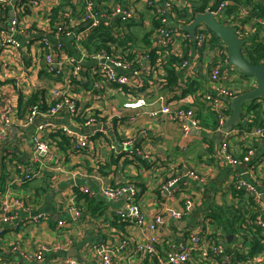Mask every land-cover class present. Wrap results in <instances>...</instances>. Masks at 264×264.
Instances as JSON below:
<instances>
[{"label":"crops","instance_id":"1","mask_svg":"<svg viewBox=\"0 0 264 264\" xmlns=\"http://www.w3.org/2000/svg\"><path fill=\"white\" fill-rule=\"evenodd\" d=\"M239 1L247 3L246 0ZM182 2L183 0H176L175 5L180 6ZM36 12H30L24 19L29 28L36 29L45 24ZM11 15L10 7L4 8L0 5V30L9 28ZM140 15L143 24L137 21L138 25L135 27H143L146 30L152 28L149 19L151 10H141ZM260 32L261 29H258L255 34L259 35ZM20 41V48L4 51L0 36V63L4 60L7 64V69L0 71V126L8 134L7 139L0 143V176L3 173L6 182L9 181L10 177L16 174L14 164H18L25 170L34 171L35 179L41 178L45 172H53L54 178L51 189L47 191H37L34 181L27 186L14 185L10 188V198L12 195L22 198L27 208L16 207L13 210L15 213L13 220L8 224L9 231L6 230L8 232L4 237H0V257L8 251L9 245L17 240L29 251L35 252L43 246L46 247L41 261L21 260V264H63L68 258L76 260L79 264H99V257L95 256V251L90 247L93 244L101 243L113 248L119 244L120 235L130 236L135 242H147L154 233L148 231L146 223L134 224L121 220L117 211L126 210L125 201L120 199L114 202L103 194V190L112 183L117 185L127 181L133 182L139 190L137 203L145 220L154 218L157 214L164 216V226L160 231L162 242L157 245L152 257L126 249L129 255L117 258L114 264H164L160 262V258L165 255L167 242L171 240L180 243L188 233L200 228L209 230L219 238L224 253L234 249L238 243L249 245L241 236L240 228L239 233L231 230V207L237 208L239 204L242 206L246 202V199L242 200L245 198L241 196L242 192L235 188L239 179L256 183L264 195V136L250 134L246 137L240 132L230 135L229 154L233 157L242 160L247 154L242 149V140L254 150L253 163L230 164L220 152L225 136L223 134L221 137L220 131L214 129L216 112L203 99V92L209 90V62L219 59L227 60L229 64L227 47L222 53L223 47L213 46L214 51L218 53L212 56V52L202 51L194 44L185 46L184 50L177 53L178 56H184V61L187 62L186 67H180L179 85L171 92L168 89L162 92L159 86L153 87L156 94H152V98L142 109L125 107V94L110 88L106 99L98 103L101 110L96 109L99 122L103 125L89 134L91 138L87 149L74 151L71 148L73 145L65 138L68 141L64 139L58 142L53 151L54 156L36 151L32 142L35 128L26 119L28 112L19 111V100L29 98L37 88H41L44 93L40 98L50 97L60 81H42L40 60L38 66L35 64L37 44L32 40L28 43L27 37L23 36H20ZM61 55L67 59L77 57L78 54L70 44H66ZM135 66L143 73L149 72L154 78L164 74V71H148L150 63L143 59ZM226 73L231 77V84L242 91L249 90L256 84L253 77L246 76L231 65ZM189 77V83L201 80L202 89L187 92L184 80ZM80 79L85 80L84 70ZM17 80L19 86L15 88ZM159 95L164 96V102L170 104L173 109L193 107L201 129L192 128L188 134H184L182 127L169 121L166 116L152 118V108L160 106L157 100ZM75 96L82 104L89 103V99L81 91L76 92ZM254 105V110L249 112V117L254 122L252 128H256V125L264 128V100L257 99ZM245 112L247 111L243 107V113ZM109 118H114L113 124ZM57 119L70 124L67 117ZM47 122L44 118L36 121ZM51 128L49 125L46 130L50 132ZM140 130H146L148 136L139 135ZM124 139H133L134 150L140 151L142 155L125 157L111 150V144ZM67 150L73 152L68 153ZM191 171L197 172L200 178L190 177ZM168 182L172 184L169 185ZM74 185L79 188L89 187L93 197L90 207L83 202L77 205L82 212L76 218L67 210V205L73 201ZM262 195L261 203L264 205ZM187 202L191 208L182 218L174 219L169 216V211H180ZM39 213H46L48 218L36 224L28 223L29 217ZM60 218L66 221V228L62 232L57 227V220ZM0 227L7 226L0 223ZM81 234H84V239L80 238ZM256 255L261 256L262 253ZM251 256V259L255 258L254 255ZM245 262L260 264L250 259ZM193 264L216 262H201L196 256Z\"/></svg>","mask_w":264,"mask_h":264},{"label":"built area","instance_id":"2","mask_svg":"<svg viewBox=\"0 0 264 264\" xmlns=\"http://www.w3.org/2000/svg\"><path fill=\"white\" fill-rule=\"evenodd\" d=\"M157 0H126L123 3L112 2V0H0V5L4 8L10 7L12 15L9 20V28L7 30H0L2 39V48L8 51L9 48H20V36L27 37V42L31 40L37 44V52L35 56V64L38 66L40 60V69L53 74L54 78L59 82V85L53 90L50 97L44 100L49 104L47 109L40 108L41 101L33 105L26 115V119L30 125H34V133L32 142L35 145L38 153L46 155H54V150L58 146V142H62L65 138L72 144L71 148L74 151H83L89 146L91 135L96 130L87 134H82L76 130H72L68 125L48 121L47 123H36L39 118L46 120L67 117L69 122L74 127L79 129H87L92 126L102 127L99 122V114L96 109L98 103L106 99V95L110 88L115 92L125 94L127 100L124 106L127 108L142 109L146 106L148 101L152 98V94H156L152 87H147L142 90L144 79L142 71L138 69L135 64L122 59L120 56L106 50H92L91 53L85 48V41L89 34L93 32L101 23L109 25L118 20H122L125 24L133 18L136 21H141V10H151L152 15L150 21L154 20L156 16L161 19L163 23L167 24L165 29H161L154 37L153 44L159 48H167L173 53H179L184 50L186 44L185 38H190L191 43L200 50L212 52V56L216 55L218 51H214L211 44L212 33L207 30V26L201 23L192 37L187 31L183 29L184 26L191 24H176L172 17L177 16V11L173 9L176 0H165L161 7L155 6ZM237 1V0H236ZM234 0H221L215 4L213 9L208 10L218 21L219 19L229 16L228 8L236 7V13L225 22H220L226 26L234 27L236 34L240 38H246L248 45L254 42H264V15H260L259 3L264 6V0H255V3L236 2ZM57 20L53 22V16H56V11L60 8ZM141 8V9H140ZM140 10V11H139ZM158 10V11H157ZM39 13L44 21V25H39V28L32 29L25 25L24 19L30 12ZM172 18V19H171ZM131 19V20H130ZM184 32L178 33L176 37H171V31L167 30L169 27H180ZM261 29L259 35L255 32ZM113 31H117L113 28ZM187 32V33H185ZM66 44H70L77 52V57H68L65 59L61 53L65 51ZM161 52V51H159ZM162 59V56H160ZM151 61L148 54L138 60ZM160 59V61H161ZM0 71L7 69V64L1 60ZM150 63V62H149ZM85 64L90 70L91 77H82V71ZM209 90L203 92V99L207 105L216 112L217 120L219 121V128L217 131L223 130L226 123L227 116L225 111L228 102L242 93V90L234 87L231 84V77L226 73L230 67L227 60L219 59L211 60L209 62ZM187 62H183L182 67H186ZM119 70V71H118ZM78 79V82L75 81ZM187 79V78H186ZM184 80V87L188 88L191 80L189 77ZM86 81V82H85ZM19 80L15 83V88ZM183 86V83H182ZM81 91L86 98L89 99L88 104H82L77 100L75 94ZM154 92V93H153ZM42 94H44L42 92ZM157 100L160 102L158 108H152L150 116L158 118L162 115L166 116L169 121L175 122L182 127L184 134H188L192 128L199 130L201 124L196 116L193 107H183L173 109L170 104L164 102V96L159 95ZM154 104V103H153ZM84 115L83 118L78 117ZM107 117V115L104 114ZM77 117L80 122L77 121ZM112 119V118H109ZM114 118L111 120L113 124ZM51 125V131L46 130L47 126ZM146 130H140L139 135H147ZM239 132L238 129L224 131L225 139L221 144L220 152H222L230 164H238L244 162L251 164L254 150H249L242 160L233 157L229 154L228 138L233 133ZM246 137L250 134L264 136V128L256 127L251 130L242 132ZM52 136V137H51ZM8 137L6 130L0 126V143L4 142ZM65 137V138H64ZM55 141H54V140ZM135 142L133 139H124L120 142L115 141L110 148L118 155L125 157H134L140 154V151L134 150ZM68 153L73 151L67 150ZM117 155V157H118ZM55 156V155H54ZM145 156H148L145 154ZM253 165V164H252ZM16 174L10 177L7 181L6 189L0 193V223L4 224L5 228L0 227V237L9 231L8 224L13 220L16 207L27 208L23 199L20 197L10 198V188L14 185H23L29 180L36 177V174L31 169L25 170L22 165L14 164ZM59 168V167H57ZM18 170V171H17ZM190 177L199 179V174L195 171L189 172ZM173 182V181H172ZM172 182H168L169 185ZM78 185H74V187ZM73 187V188H74ZM256 183H248L243 179H239L235 188L242 192L249 200L252 198L255 203H251L252 208H261V211L256 216L254 224L258 227L260 232L259 240L263 248L256 253H262L261 256L254 254L252 258L249 253L252 250V245H244L238 243L234 249L228 253H224V248L219 243V238L209 230L200 228L198 231L188 233L180 243H175L171 240L167 242V249L165 255L160 258V262L164 264H193L194 257L198 256L201 262L208 260H215L216 264H245L247 259L254 260L256 263L264 264V205L261 203L262 192L258 189ZM83 193L92 195L89 187L79 188ZM73 190V189H72ZM73 201L67 205V210L75 215V218L81 215V210L75 203L76 195L74 191ZM104 196L111 200L117 201L123 199L126 203V210H118L117 215L121 220H127L134 224L146 223L151 235L147 242H135L130 236H119V244L116 247L109 248L104 244L98 243L91 245V249L95 251V256L99 257V264H114L117 258H123L129 255L126 249L142 256L152 257L154 255L157 245L162 242L161 232L164 226V216L157 214L154 218L145 220L142 210L137 203V196L139 190L137 186L130 181L119 182L117 185L111 184L103 190ZM190 203L187 202L182 210H171L168 212L169 216L174 219H180L190 210ZM48 218L46 213H39L36 216L29 217L28 223L36 224ZM2 219V220H1ZM246 224L250 223L246 219ZM57 227L60 232L66 228V221L64 219L57 220ZM8 230V231H6ZM84 234L80 238L84 239ZM248 243V242H247ZM46 247L43 246L37 251L25 250L22 243L13 241L9 245L8 251L0 257V264H21V260L27 261H41L43 252ZM243 254V259H238L237 254ZM63 264H79L72 258L65 259ZM133 264V263H129Z\"/></svg>","mask_w":264,"mask_h":264},{"label":"trees","instance_id":"3","mask_svg":"<svg viewBox=\"0 0 264 264\" xmlns=\"http://www.w3.org/2000/svg\"><path fill=\"white\" fill-rule=\"evenodd\" d=\"M126 0H112V2H120L123 3ZM165 0H157L155 2V6L161 7V5L164 3ZM221 0H183L180 6H173V9L177 11V16L172 17L176 24H188L192 22L195 17L199 13L207 12L210 9H213L215 4L219 3ZM236 1V0H234ZM238 2V1H236ZM240 2V1H239ZM61 7L58 8L56 11V16H53V22L57 20V17L59 15ZM150 9V7H148ZM259 10L260 15H264V6L259 3ZM158 11V10H157ZM229 16L226 18L219 19V22H225V20L230 19L233 15H231V12L234 14L236 13V7L231 6L228 8ZM171 18V19H172ZM132 19V20H131ZM129 22H126L125 24H122V20H118L117 22H114L109 25H105L104 23H101L99 27H97L93 32L89 34L85 41V48L88 51V53H91L92 50H103L106 49L118 56H120L122 59L129 61L132 64H136L138 60L142 57H144L146 54H148L151 58L150 62V69L148 71H164V74L160 76L159 78H154L152 74L149 72H142V77L144 79V85L142 90L146 89L147 87H157L161 89L162 92L170 90H175L176 87L180 83V67L182 66L184 62V56H178L176 53H173L167 48H159L156 47L153 42L155 40L156 34L160 32L161 29H165L167 27L166 23H163L161 19H158L156 16L154 17V20L152 21V28L149 30L141 28H136L135 26L138 25V22L131 18ZM180 23V24H179ZM143 24V22H142ZM113 28L117 31H113ZM208 30L212 33L211 36V44L213 46H219L223 47L221 50L222 53L225 52L226 46L225 44L218 39L214 33L210 30L209 27H207ZM144 29V31H143ZM167 30L171 31L172 34H170L171 37H176L178 33L184 32L182 30V26L180 27H169ZM187 33V32H185ZM141 41V43L139 42ZM186 44L185 46H189L191 43L190 38H185ZM161 51V52H159ZM244 52L245 56L248 59V61L252 64H260L264 62V42H254L250 45L245 44L244 46ZM162 56V59L160 58ZM161 59V61H160ZM158 73V72H157ZM40 74L42 76V81H53L54 75L49 74L42 70ZM247 76V75H246ZM76 82H78V79H75ZM189 87L186 89L187 92L197 91L202 89L201 80H194L191 83L188 84ZM158 89V88H157ZM44 91V90H43ZM243 92V91H242ZM41 88H37L36 91L26 99L20 98L19 100V108L21 112H29L33 105L37 104L38 101H41L40 108L47 109L49 107V104L43 99L40 98L41 94ZM257 99H263L264 97L257 98ZM256 99V100H257ZM232 100V99H231ZM231 100L230 103L228 102L227 109L225 111V115L228 117L232 112L231 107ZM256 100L248 101L244 103L243 107H245L246 111L245 113H242L240 120L229 130L238 129L240 133L246 132L251 130L252 126L254 125V122L249 117V112L253 111L256 105H254V102ZM248 105V106H247ZM99 114H97L98 116ZM78 117L83 118L84 115H79ZM77 117V121L80 122V119ZM99 117V116H98ZM214 125L215 131L219 128V121L216 118ZM256 127H261L259 125H256ZM65 138V137H64ZM68 141L67 139H65ZM241 145L243 146V151L247 153L249 150H251L250 145L247 143L241 141ZM253 163V161L251 162ZM4 168V167H3ZM53 172H45L43 176L39 179H31L23 186L29 185L31 182L35 183V188L37 191H47L51 189V182L53 177ZM5 177L2 175L0 176V193L3 192L7 187V182L4 179ZM38 181V182H37ZM73 191L76 195L75 203L76 205H80L82 202L88 205L90 207L92 202V196H89L88 194L83 193L79 187L75 186L73 188ZM242 196V195H241ZM245 204H242V206L239 204V207H231V215L233 218L232 225L229 223L231 230L233 232L239 233V228L242 230L241 236L245 238V242H248L252 245V250L250 251L251 255L256 254L260 248H263V245L260 244L259 235L260 232L258 230V227L254 224V221L256 219V216L261 211V208H252L250 207L251 203H255L253 199L250 200L248 198H242V200H245ZM246 206V207H245ZM264 211V210H263ZM240 219V221H238ZM246 219L250 220L249 224H246ZM240 223V225H238ZM238 259H243L245 256L243 254L238 253L237 254Z\"/></svg>","mask_w":264,"mask_h":264},{"label":"water","instance_id":"4","mask_svg":"<svg viewBox=\"0 0 264 264\" xmlns=\"http://www.w3.org/2000/svg\"><path fill=\"white\" fill-rule=\"evenodd\" d=\"M201 23L207 25L214 35L226 45L229 64L236 67L243 74L253 77L256 82L254 87L243 91L232 98V112L227 117L223 130L219 132L222 137L224 131L231 129L240 120L243 113L244 103L264 97V62L260 64L250 63L244 52V46L247 43V39L238 37L234 27L226 26L220 23L210 12L199 13L195 17L194 21L191 24L184 26L183 29L193 37L197 27ZM155 108H158V105H156ZM48 121L55 122L56 124L68 125L72 130H76L82 134H87L97 128H100V126L97 125L87 129H79L74 127L73 124H68L62 120H58L57 118L50 119ZM262 200L264 202V195H262Z\"/></svg>","mask_w":264,"mask_h":264},{"label":"rangeland","instance_id":"5","mask_svg":"<svg viewBox=\"0 0 264 264\" xmlns=\"http://www.w3.org/2000/svg\"><path fill=\"white\" fill-rule=\"evenodd\" d=\"M249 4L255 3V0H248ZM84 75H86V77H91V73L90 70L87 68V66H84Z\"/></svg>","mask_w":264,"mask_h":264}]
</instances>
